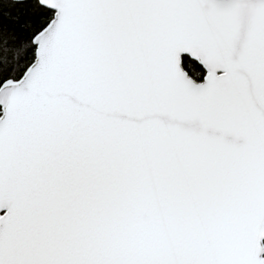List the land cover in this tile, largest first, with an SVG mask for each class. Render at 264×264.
<instances>
[{"label":"snow or ice","instance_id":"snow-or-ice-1","mask_svg":"<svg viewBox=\"0 0 264 264\" xmlns=\"http://www.w3.org/2000/svg\"><path fill=\"white\" fill-rule=\"evenodd\" d=\"M0 264H264V0H0Z\"/></svg>","mask_w":264,"mask_h":264}]
</instances>
